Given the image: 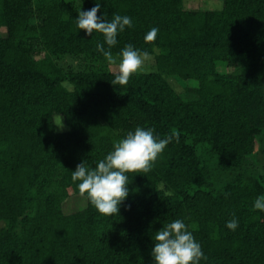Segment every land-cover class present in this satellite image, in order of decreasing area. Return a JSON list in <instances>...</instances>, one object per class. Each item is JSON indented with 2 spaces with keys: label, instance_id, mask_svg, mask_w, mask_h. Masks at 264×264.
<instances>
[{
  "label": "trees",
  "instance_id": "obj_1",
  "mask_svg": "<svg viewBox=\"0 0 264 264\" xmlns=\"http://www.w3.org/2000/svg\"><path fill=\"white\" fill-rule=\"evenodd\" d=\"M98 2V15L133 20L113 57L131 43L155 54V72L111 83L103 35L75 24L95 0H0V264H153L152 235L176 218L201 243V264H264V211L252 207L264 194V0ZM137 126L179 140L150 172L129 174L120 215H101L71 170Z\"/></svg>",
  "mask_w": 264,
  "mask_h": 264
},
{
  "label": "clouds",
  "instance_id": "obj_2",
  "mask_svg": "<svg viewBox=\"0 0 264 264\" xmlns=\"http://www.w3.org/2000/svg\"><path fill=\"white\" fill-rule=\"evenodd\" d=\"M100 10L101 2L98 0H95L91 9L80 8L75 24L78 30H85L86 35L102 34L103 42L97 43V51L110 62H115L111 49L118 44V34L126 27L133 26V20L129 15L120 14H115L109 20L106 13L97 14ZM158 32V27H152L144 35V40L155 41ZM149 55L147 51H142L131 43L126 44L120 51L118 70L111 83L115 86L127 85L133 74L145 71ZM62 86L69 92L74 87L69 81H63ZM54 123L60 130L64 129L62 116L59 122ZM174 139L178 142V133L161 137L154 127L137 126L117 140L113 148L102 159L97 160L94 166L85 159L82 160L75 170H71L72 180L80 195L86 197L101 215H120L121 205L135 191L129 188V174L150 172ZM163 187L161 184V188ZM168 194L172 193L169 191ZM252 207L254 210L264 211V194L255 198ZM226 227L236 231L239 218L233 216L226 222ZM152 240L153 264H201L202 260H207L201 243L195 238L184 218L163 222V226L152 235Z\"/></svg>",
  "mask_w": 264,
  "mask_h": 264
},
{
  "label": "rangeland",
  "instance_id": "obj_3",
  "mask_svg": "<svg viewBox=\"0 0 264 264\" xmlns=\"http://www.w3.org/2000/svg\"><path fill=\"white\" fill-rule=\"evenodd\" d=\"M185 7L186 8H198L202 10L210 9V10H219L223 8V2L222 0H185ZM4 34L3 31H0V36ZM156 51L155 53H158ZM117 56L114 57L115 62H111L109 65V70L112 72H116L118 70V64L119 61H117ZM157 70V67L155 65V54L149 55L148 60L146 61L145 65V71H141L140 73H149V72H155ZM223 70V69H222ZM173 83H175L174 80H172ZM190 85L193 86L194 83L190 82ZM58 119V118H57ZM262 163L264 162V154H263V159L261 161ZM81 203L79 200L73 198L69 201H67L66 204H64L65 211L69 212L72 210V208H75V204Z\"/></svg>",
  "mask_w": 264,
  "mask_h": 264
}]
</instances>
